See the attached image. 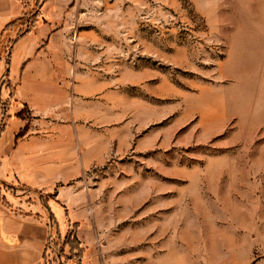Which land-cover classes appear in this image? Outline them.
<instances>
[{
	"label": "rangeland",
	"instance_id": "rangeland-1",
	"mask_svg": "<svg viewBox=\"0 0 264 264\" xmlns=\"http://www.w3.org/2000/svg\"><path fill=\"white\" fill-rule=\"evenodd\" d=\"M62 1L58 83L91 165L40 196L0 159L15 211L85 196L59 202L45 264H264V0Z\"/></svg>",
	"mask_w": 264,
	"mask_h": 264
},
{
	"label": "crops",
	"instance_id": "crops-1",
	"mask_svg": "<svg viewBox=\"0 0 264 264\" xmlns=\"http://www.w3.org/2000/svg\"><path fill=\"white\" fill-rule=\"evenodd\" d=\"M62 2L0 0V103L6 101L2 59L10 44L9 74L15 84L0 135V159L3 169L18 171L19 180L39 189L40 196L54 192L58 182L70 180L91 165L89 129L67 113V87L58 83L66 69L57 64L59 60L64 65V60L53 30L65 17ZM24 106L32 112L31 122L20 116ZM63 190L51 200L55 205L41 198L43 202L27 214L6 206L0 198V264H45L47 230L58 228L51 221L60 218V228L70 227L59 202L85 201L83 194Z\"/></svg>",
	"mask_w": 264,
	"mask_h": 264
},
{
	"label": "built area",
	"instance_id": "built-area-1",
	"mask_svg": "<svg viewBox=\"0 0 264 264\" xmlns=\"http://www.w3.org/2000/svg\"><path fill=\"white\" fill-rule=\"evenodd\" d=\"M50 240H51V241H52V240L54 241V237H53V235H51ZM49 244L51 245V247H53V250H54V246H53L54 243H51V242H50ZM51 247L49 248L50 250L52 249Z\"/></svg>",
	"mask_w": 264,
	"mask_h": 264
},
{
	"label": "trees",
	"instance_id": "trees-1",
	"mask_svg": "<svg viewBox=\"0 0 264 264\" xmlns=\"http://www.w3.org/2000/svg\"><path fill=\"white\" fill-rule=\"evenodd\" d=\"M12 24H14V23H12ZM11 25H9V27H10Z\"/></svg>",
	"mask_w": 264,
	"mask_h": 264
}]
</instances>
